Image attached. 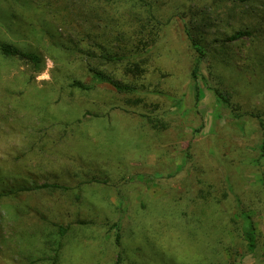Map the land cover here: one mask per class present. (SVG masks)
I'll return each mask as SVG.
<instances>
[{"label": "rangeland", "instance_id": "rangeland-1", "mask_svg": "<svg viewBox=\"0 0 264 264\" xmlns=\"http://www.w3.org/2000/svg\"><path fill=\"white\" fill-rule=\"evenodd\" d=\"M88 1L0 0V40L44 58L0 54V185L69 187L0 200V264H264V0ZM90 66L138 88L70 87Z\"/></svg>", "mask_w": 264, "mask_h": 264}, {"label": "trees", "instance_id": "trees-1", "mask_svg": "<svg viewBox=\"0 0 264 264\" xmlns=\"http://www.w3.org/2000/svg\"><path fill=\"white\" fill-rule=\"evenodd\" d=\"M91 2V6H94V0H89ZM88 1V4L83 3V9L86 8L89 12H92V8L90 7V2ZM98 1H103V0H98ZM84 20L88 21H94V18L92 17V14L89 13V16H82ZM149 24V21H145L141 25L140 33L142 36L139 38V42L142 45H150L154 42L155 40V35L156 32L153 30H148L145 26ZM147 29V30H146ZM250 35L249 31H242L239 30L235 32L232 35V39H239L244 36ZM192 36V35H191ZM192 45L194 47V50L198 54V59L197 63L198 65L194 68L193 70V78L196 81V89L197 91L200 88V67L199 63L201 62L202 58L205 56V51L199 46L198 41L192 36ZM139 43V45H140ZM119 52V51H118ZM0 54L4 58H18L20 60H23L27 63H29L31 66H33L37 71H40V68L44 65V58L37 52L35 51H29L26 49H23L22 47L11 43V42H5L0 40ZM106 57V56H104ZM108 58V57H107ZM111 59L114 61L116 60H121V57L116 55H111ZM90 71H91V78L89 81H85L83 79H73L70 83V87L74 89H79L82 91H90L92 89H95L98 85L101 84H106L117 90L118 92H134L137 90V86L132 85L130 83H126L119 79L116 75H112L111 73H108L102 69H98L95 67L90 66ZM127 74L132 75L134 77H137L139 75H142L146 69L143 67V65L137 62H130L129 66L126 67ZM214 91L218 97V100L221 102H226L229 104L228 99L224 94L221 92L219 88H214ZM260 120V126L263 130V136H264V120L259 118ZM263 149H264V140H263ZM69 187L65 184H61L59 182H44V183H37V182H25L24 184L18 183L15 185L9 184L2 186L0 185V200L4 197H10L17 195L21 192L25 191H41V190H57V189H62V190H67ZM239 208V207H238ZM240 217L242 219V234L243 237L246 241L247 248L250 252H254L256 249L257 245V235H256V228L255 225L251 219V217L240 210ZM68 227H63L60 226V234L61 237L64 236L67 232ZM59 245L61 243L60 240ZM58 250V248H57Z\"/></svg>", "mask_w": 264, "mask_h": 264}]
</instances>
